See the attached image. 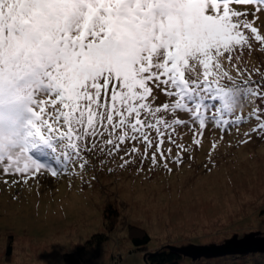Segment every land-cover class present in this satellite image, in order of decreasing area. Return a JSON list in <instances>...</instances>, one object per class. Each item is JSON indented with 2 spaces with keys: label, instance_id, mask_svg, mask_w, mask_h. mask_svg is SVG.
Wrapping results in <instances>:
<instances>
[{
  "label": "snow or ice",
  "instance_id": "obj_1",
  "mask_svg": "<svg viewBox=\"0 0 264 264\" xmlns=\"http://www.w3.org/2000/svg\"><path fill=\"white\" fill-rule=\"evenodd\" d=\"M231 5L264 10V0H0L3 173L67 175L85 168L84 152L124 146L121 167L151 153L171 172L163 145L179 128L197 146L209 124L223 132L255 118L253 131L264 132L259 105L235 112L264 102V85L238 66L264 35L255 13Z\"/></svg>",
  "mask_w": 264,
  "mask_h": 264
},
{
  "label": "rangeland",
  "instance_id": "obj_2",
  "mask_svg": "<svg viewBox=\"0 0 264 264\" xmlns=\"http://www.w3.org/2000/svg\"><path fill=\"white\" fill-rule=\"evenodd\" d=\"M231 7L246 10L250 20L255 13L264 35V10L256 12V5ZM238 66L264 85V47L258 42L252 40L250 52L245 48ZM257 105L264 110L259 100L238 102L235 112L248 116ZM257 125L252 118L222 132L209 124L199 146L188 128H179L176 143L165 140L163 145L165 153L172 150L171 172L159 155L154 167L151 153L143 160L137 155L121 167V157L128 159L127 146L115 155L86 151L85 168L76 167L67 175L41 171L25 182L0 168V264H66L64 255L86 246L95 234L106 239L100 246L87 245L80 264H144L145 253L168 251L169 245L222 244L236 233L264 232V132L253 131ZM179 144L187 151L181 152ZM178 152L180 164L173 162ZM130 226L145 228L151 235L145 250L130 240ZM186 258L178 264H264L260 252Z\"/></svg>",
  "mask_w": 264,
  "mask_h": 264
},
{
  "label": "water",
  "instance_id": "obj_3",
  "mask_svg": "<svg viewBox=\"0 0 264 264\" xmlns=\"http://www.w3.org/2000/svg\"><path fill=\"white\" fill-rule=\"evenodd\" d=\"M167 248L183 257L191 258L193 261L202 257L214 258L230 254L244 255L256 252L264 253V232L260 230H252L244 233L242 236H239V234L236 233L231 238H227L222 244L169 245Z\"/></svg>",
  "mask_w": 264,
  "mask_h": 264
},
{
  "label": "trees",
  "instance_id": "obj_4",
  "mask_svg": "<svg viewBox=\"0 0 264 264\" xmlns=\"http://www.w3.org/2000/svg\"><path fill=\"white\" fill-rule=\"evenodd\" d=\"M129 237L132 243L138 249H146V246L151 241V235L149 232L140 226H130L129 230ZM106 239L104 234H95L91 239L87 241V245H97L100 246L103 241ZM86 246H80L77 250L72 252H67L64 255V262L66 264H80L83 261V256ZM11 252L10 246L8 248V254ZM145 263L144 264H178L180 260H182V255L171 251L170 249L167 250H157L152 252L145 253ZM264 256V254L262 253ZM189 259V258H186ZM207 259V258H206ZM205 259V260H206ZM193 261V260H192ZM208 261V260H207Z\"/></svg>",
  "mask_w": 264,
  "mask_h": 264
}]
</instances>
